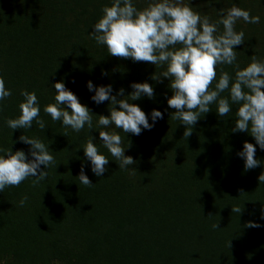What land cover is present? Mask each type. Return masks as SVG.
I'll return each mask as SVG.
<instances>
[{
  "label": "trees",
  "instance_id": "obj_1",
  "mask_svg": "<svg viewBox=\"0 0 264 264\" xmlns=\"http://www.w3.org/2000/svg\"><path fill=\"white\" fill-rule=\"evenodd\" d=\"M185 2L212 22L220 18L216 10L233 4L252 16L259 15L258 24L237 21L236 31L245 33V42L236 46L235 63L244 68L253 55L264 61V0H223L202 5L193 0ZM111 3L112 0H61L55 2V9L40 11H33L29 4L20 8L0 5V77L12 92L0 101V155H4V149L23 150L31 160V145L19 138H38L55 161L66 158L85 164L84 172L93 184L85 186L77 176L69 175L60 182L36 186L23 181L0 191V202L28 198L43 187L42 201L37 208L35 201L32 210L35 221L45 222L44 229L49 232L61 223L48 222L55 215L65 222L62 233L78 238L75 243L51 241L47 255L53 256H46L45 264H98L93 254L109 248L107 264H139L140 253L149 256L145 264H264V183L258 180L264 173V150L248 132L232 131L238 110L235 105L225 117L218 116L213 105L193 126L192 134L184 137L187 126L173 118L176 110L167 103L174 94L169 78L152 79L164 68L112 56L106 45L97 44L91 35L103 15L102 9ZM148 3L149 0H133L138 9ZM221 70L234 76L235 65L217 66V79ZM61 81L92 112L91 129L86 124L76 132L44 112L47 104L55 103L54 85ZM89 81L95 87L111 85L112 95L123 88L124 96L117 99L130 95L133 83L148 82L154 97L142 94L140 99L129 102L141 107L150 124L153 109L159 110L163 119H158L151 130L142 127L138 136L117 130L114 125L101 128L99 115H110L111 101L96 104L91 99L95 92L87 87ZM25 90L35 91L38 97L44 130L35 121L30 129L13 130L7 126L9 118L20 115L19 104L24 99L21 92ZM101 130L119 132L125 156L133 157V165L119 168V162L103 146ZM92 137L100 153L109 159L107 171L99 177L92 172L83 149ZM246 141L256 146L255 158L260 161L259 166L247 171L245 160L238 155ZM138 189L141 195L136 196L133 209H113L114 202L121 205L120 196L132 195ZM104 192L112 194L110 199L98 197ZM233 206H239L242 212L234 213ZM9 215L0 205V217ZM249 222L260 227H246ZM8 224L0 222V238L8 232ZM214 224L218 228L214 229ZM123 230L133 233L126 237ZM116 237L120 241H113ZM26 258L9 247L0 253V264H32Z\"/></svg>",
  "mask_w": 264,
  "mask_h": 264
},
{
  "label": "clouds",
  "instance_id": "obj_2",
  "mask_svg": "<svg viewBox=\"0 0 264 264\" xmlns=\"http://www.w3.org/2000/svg\"><path fill=\"white\" fill-rule=\"evenodd\" d=\"M102 12L91 35L97 44L106 45L112 56L131 58L135 62H148L164 68L154 74L152 79L160 81L161 77L169 78V87L174 94L167 103L176 110L173 118L187 126L184 137L188 138L192 134L193 126L213 105L220 117L227 116L235 105L238 110L232 131L248 132L260 149L264 150V61L253 55L244 68L235 63L236 46L245 42V33L236 31L237 21L258 24L259 15L252 16L248 10L233 4L230 8H221L218 11L220 18L212 22L185 0H149L143 9L135 7L133 0H112L111 6H105ZM219 65H235L234 76L221 70L217 79ZM87 87L89 91L95 92L91 99L96 104L111 101L110 115H99L98 126L103 129L114 125L117 130L138 136L142 127L151 130L158 119H163V114L153 109V123L150 124L141 107L129 102L140 99L142 94L154 97L153 86L148 82L133 83V92L124 99H117V96H124L123 88L117 95H112L111 85L95 87L89 81ZM54 88L55 103L47 104L44 112L53 121H62L63 126L76 132L84 129L86 124L91 129L93 117L90 109L80 103L77 95L67 89L63 81L56 82ZM11 95L5 80L0 77V101ZM21 95L24 99L19 104L20 115L9 118L7 126L13 130L30 129L35 121L44 130L46 124L40 118L41 109L35 91L25 90ZM99 136L103 146L119 162L120 169L135 163L133 157L125 156L118 131L101 130ZM19 139L31 145L32 159L29 160L23 150L13 152L12 149H4V155H0V191L6 186H19L29 177H35L33 186H36L48 176V171L41 170V166L48 169L55 162L54 156L40 139L27 135ZM93 140L94 137L89 139L83 149L91 162L92 172L99 177L107 171L109 159L100 153ZM255 154L256 146L246 141L243 150L238 153L245 160V171L259 166L260 161L255 158ZM78 179L85 186L93 185L83 165ZM258 180L264 183V173ZM27 199V196L21 199L19 206L23 207ZM232 211L239 214L242 209L233 206ZM245 226L260 227L254 222ZM213 228H218V224H214Z\"/></svg>",
  "mask_w": 264,
  "mask_h": 264
},
{
  "label": "rangeland",
  "instance_id": "obj_3",
  "mask_svg": "<svg viewBox=\"0 0 264 264\" xmlns=\"http://www.w3.org/2000/svg\"><path fill=\"white\" fill-rule=\"evenodd\" d=\"M198 1L201 5L207 4L210 0H193ZM223 0H211L209 3H216ZM55 2H61V0H0V5L5 8L7 5H16L20 7H24L23 5L29 4V7L33 8V11H40V10H50L55 9ZM60 5L58 4V7ZM219 10H216L218 12ZM216 14V13H212ZM57 163V164H56ZM83 163L81 161H72L70 159L63 158L61 160L55 161L52 165L44 166L43 171H48V176L45 180L40 181L39 184L48 182V181H62L66 175L71 177H79L81 166ZM85 166V164L83 165ZM85 168V167H84ZM30 178V177H29ZM27 178L24 182H30L33 184V180L29 181ZM41 189L36 191L33 195L29 196L25 205L23 207L19 206V201L24 197L20 196L14 200H3L0 202L1 208L3 211L7 210L10 215L6 218L0 217V222H9L7 226L8 232L2 235L0 238V253L2 250L11 247L13 252L17 253L18 256H26L29 263L32 264H45L43 260L45 257H52L51 253H48V249L50 246L51 241H61V243H75L77 241V237L71 234H64L62 233V228L65 225V222L62 219H57V216L51 215L53 218L49 219L48 222H61L57 228L52 231H45V222L35 221L34 214L32 210L34 209V202L36 201V208L38 204L42 201V194ZM104 192L100 194L98 197L100 199H110V193L105 194ZM140 190L138 189L137 192L133 193L132 195L125 194L124 196H120L122 200L121 205L114 202L111 206L117 212H124V210L131 208L133 209L136 205V196H140ZM12 222H14L12 224ZM104 223V222H103ZM21 232V233H20ZM133 232L128 230H123V234L127 237L129 234ZM113 241L118 242L120 241L119 238H112ZM150 240V239H149ZM152 240V239H151ZM155 241V240H154ZM60 243V244H61ZM82 245V243H80ZM144 246L145 243H142ZM148 247V245H146ZM110 249V248H109ZM109 249L106 252H97L93 254L95 259L97 260L98 264H107L109 256L111 253ZM101 256V258H100ZM148 254L140 253L137 256V263L145 264L148 261ZM52 264H57L56 262ZM92 264H95L92 262Z\"/></svg>",
  "mask_w": 264,
  "mask_h": 264
}]
</instances>
